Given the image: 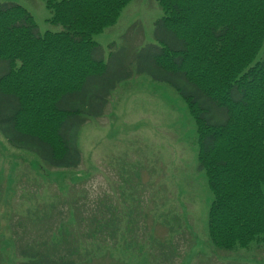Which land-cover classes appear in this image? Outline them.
Returning <instances> with one entry per match:
<instances>
[{
    "label": "trees",
    "instance_id": "trees-1",
    "mask_svg": "<svg viewBox=\"0 0 264 264\" xmlns=\"http://www.w3.org/2000/svg\"><path fill=\"white\" fill-rule=\"evenodd\" d=\"M43 1L60 30L41 32L27 7L0 2V132L49 168H78L81 127L135 73L127 59L110 72L95 39L132 0ZM157 1L159 44L137 55V72L172 85L195 120L209 237L226 251L264 246V0ZM90 208L32 224L18 264H87L130 232L112 193Z\"/></svg>",
    "mask_w": 264,
    "mask_h": 264
},
{
    "label": "rangeland",
    "instance_id": "rangeland-1",
    "mask_svg": "<svg viewBox=\"0 0 264 264\" xmlns=\"http://www.w3.org/2000/svg\"><path fill=\"white\" fill-rule=\"evenodd\" d=\"M4 1L27 7L41 32L62 28L47 21L52 14L43 0ZM163 15L157 0H132L95 36L110 72L127 59L135 73L113 90L104 114L81 127L78 168H49L0 132V264L20 262L32 224L65 220L71 206L84 213L106 193L125 214L117 224L132 227L87 264H264V246L226 251L211 241L213 193L199 167L195 120L172 85L137 72V55L159 44L155 28ZM53 206L60 208L42 217Z\"/></svg>",
    "mask_w": 264,
    "mask_h": 264
}]
</instances>
